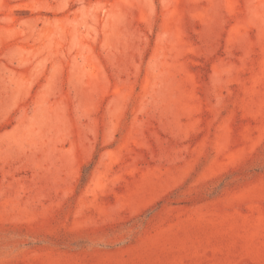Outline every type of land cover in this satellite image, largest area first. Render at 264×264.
<instances>
[{
  "label": "rangeland",
  "instance_id": "rangeland-1",
  "mask_svg": "<svg viewBox=\"0 0 264 264\" xmlns=\"http://www.w3.org/2000/svg\"><path fill=\"white\" fill-rule=\"evenodd\" d=\"M0 264H264V0H0Z\"/></svg>",
  "mask_w": 264,
  "mask_h": 264
}]
</instances>
